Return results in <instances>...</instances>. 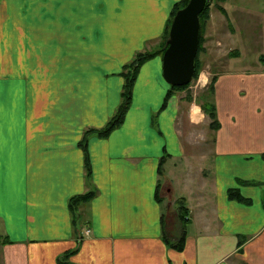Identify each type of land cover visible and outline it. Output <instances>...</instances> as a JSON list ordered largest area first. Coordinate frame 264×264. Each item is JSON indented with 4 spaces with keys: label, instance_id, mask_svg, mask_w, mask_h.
<instances>
[{
    "label": "crops",
    "instance_id": "0c3cea01",
    "mask_svg": "<svg viewBox=\"0 0 264 264\" xmlns=\"http://www.w3.org/2000/svg\"><path fill=\"white\" fill-rule=\"evenodd\" d=\"M173 1L0 0V264H264V0H222L206 67L168 99L161 54L146 60L123 123L88 135L85 172V131L162 46Z\"/></svg>",
    "mask_w": 264,
    "mask_h": 264
},
{
    "label": "trees",
    "instance_id": "16d2710c",
    "mask_svg": "<svg viewBox=\"0 0 264 264\" xmlns=\"http://www.w3.org/2000/svg\"><path fill=\"white\" fill-rule=\"evenodd\" d=\"M188 1L189 0H180L173 7L171 14H170V18H169L167 25H166V29H165L164 34L162 36V46L159 49L154 50V51L138 52L136 54V56L134 57V59L124 66V71L122 72V74L125 77V82H124V86H123V90H122V100H121V103L119 104L116 112L112 115V117L109 119L107 124L103 128L98 129V128L92 127V128H89L87 131H85V134H84L82 140L80 141V145L83 147L84 151L86 152L85 164H86V168L89 172L91 171V162H90V156L88 154V146H87L88 135L90 133L95 132L100 137L109 136L110 133L114 129H116L117 127H119L123 123L125 116H126V113L128 112V109L131 105V101L133 98L134 84H135L136 78L138 76V73H139V70H140L142 64L146 60L152 58L153 56H155L158 53L161 54V56H163L164 51L167 47V39H168V34L170 31L172 19H173L174 15L176 14L177 10H179L181 7H184L188 3ZM210 5H211V2H210V0H208L205 9L202 11V13L200 15L201 27H200V34H199V46H198V51H197V56H196V61H195V63H196L195 74H194L195 80L198 79L200 72L203 69L200 55L206 49L204 43L206 40V37H205L206 26H205V24L207 22H205V19L210 18L209 17ZM217 6L223 12L226 11L221 5L217 4ZM190 84L191 83L186 84V85H181V86L170 85V89H169V92L167 94L166 99L169 98V96L172 94V92L174 90L184 89V88L188 87ZM202 108L204 109V111L206 113H208L209 116H211L213 118L215 117L216 114H215L214 104H211L210 102L205 101L202 103ZM213 125H215V123H213ZM95 193L96 192L94 190H91V191H88L86 193H81V194L75 195L70 200L71 210L75 213V211L78 209L79 205H81V203H85V202L91 200L95 196ZM230 196L236 197L237 199H239L241 201H247L248 200V199H245L242 195H240L238 190H231ZM183 217H185V214H183ZM183 239L184 238H182L180 240L179 244H177L176 246L181 247ZM73 252H75V251L74 250L73 251L72 250L66 251L62 257L61 256L59 257L58 261L60 263H64V261H66V258H68V256H70Z\"/></svg>",
    "mask_w": 264,
    "mask_h": 264
},
{
    "label": "water",
    "instance_id": "95a60500",
    "mask_svg": "<svg viewBox=\"0 0 264 264\" xmlns=\"http://www.w3.org/2000/svg\"><path fill=\"white\" fill-rule=\"evenodd\" d=\"M208 0H189L173 17L162 56L163 77L173 86L189 84L194 79L201 27L200 15Z\"/></svg>",
    "mask_w": 264,
    "mask_h": 264
},
{
    "label": "rangeland",
    "instance_id": "374dc122",
    "mask_svg": "<svg viewBox=\"0 0 264 264\" xmlns=\"http://www.w3.org/2000/svg\"><path fill=\"white\" fill-rule=\"evenodd\" d=\"M180 0H174L173 1V5H172V9H173V7L175 6V4L177 3V2H179ZM210 2H211V5H210V11H209V17L210 18H207V19H205V22H207L206 24H205V26H206V30L208 29V31L210 30V28H211V25H210V21H211V23H212V25H214V24H216V23H219L220 22V25L222 24V22H225V25L227 24V22H228V19H227V17H226V15H225V12H223L218 6H217V4H219V5H225V6H227V7H229V3H226V2H222V0H210ZM207 5V4H206ZM247 5L249 6V8L251 9V10H253V11H257L258 12V10L259 11H263V8H262V4L260 3V2H255L254 0L253 1H250V0H248V3H247ZM224 13V14H222V12ZM173 20V19H172ZM259 20V19H258ZM171 24H172V22H171ZM262 26H264V16H263V19H262V24H261ZM171 27V26H170ZM206 33V32H205ZM264 34V33H263ZM168 37H169V34H168ZM206 43V42H205ZM205 43H204V45H205ZM152 51V50H151ZM200 58H201V62H202V68H204V67H206V65H207V60L204 58V55L203 54H201L200 55ZM201 72H202V70H201ZM200 72V73H201ZM200 76V75H199ZM199 78V77H198ZM197 81V80H196ZM196 81H195V79H193V83L194 84H196ZM190 83H192V82H190ZM192 83V84H193ZM198 99H200L202 102H205V101H203V100H206L207 101V98L204 96V95H198ZM192 162H193V164L196 166H200L201 164L200 163H203L204 162V160H203V158H191L190 159ZM85 172L86 173H88L89 171H87V168H86V170H85ZM164 194H166L165 193V191L163 192ZM80 206V205H79ZM77 215H79V213L77 212V211H75V213H74V216L76 217ZM88 230H90L89 228H87V229H85L84 230V233H85V231H88ZM83 233V234H84ZM90 234V233H89Z\"/></svg>",
    "mask_w": 264,
    "mask_h": 264
},
{
    "label": "built area",
    "instance_id": "2783aa9c",
    "mask_svg": "<svg viewBox=\"0 0 264 264\" xmlns=\"http://www.w3.org/2000/svg\"><path fill=\"white\" fill-rule=\"evenodd\" d=\"M90 233V230L85 231V235H88Z\"/></svg>",
    "mask_w": 264,
    "mask_h": 264
}]
</instances>
